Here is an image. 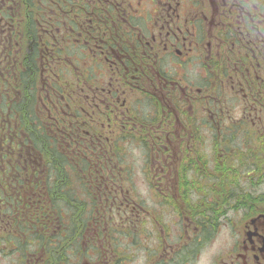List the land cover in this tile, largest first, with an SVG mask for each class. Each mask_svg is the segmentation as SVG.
Listing matches in <instances>:
<instances>
[{
    "label": "flooded vegetation",
    "instance_id": "obj_1",
    "mask_svg": "<svg viewBox=\"0 0 264 264\" xmlns=\"http://www.w3.org/2000/svg\"><path fill=\"white\" fill-rule=\"evenodd\" d=\"M0 264H264V0H0Z\"/></svg>",
    "mask_w": 264,
    "mask_h": 264
}]
</instances>
